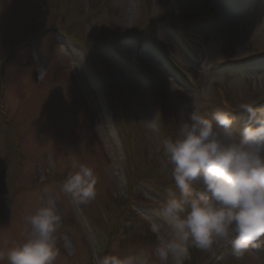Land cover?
<instances>
[{
    "label": "rangeland",
    "instance_id": "374dc122",
    "mask_svg": "<svg viewBox=\"0 0 264 264\" xmlns=\"http://www.w3.org/2000/svg\"><path fill=\"white\" fill-rule=\"evenodd\" d=\"M0 81V110L16 123L0 114V250L52 201L55 264L141 250L159 264L149 219L167 235L166 190L179 195L163 141L193 102L237 126L241 103L264 108V0H0ZM73 160L97 176L87 205L63 188ZM185 264H264V236L240 258L229 244L189 248Z\"/></svg>",
    "mask_w": 264,
    "mask_h": 264
},
{
    "label": "clouds",
    "instance_id": "9594fccd",
    "mask_svg": "<svg viewBox=\"0 0 264 264\" xmlns=\"http://www.w3.org/2000/svg\"><path fill=\"white\" fill-rule=\"evenodd\" d=\"M247 113L237 126L229 111L201 114L195 103L175 139L163 141L171 164V176L179 195L167 191L165 212L173 218L167 235L161 224L149 219L150 231L158 241L154 256L159 264H185L189 248L211 252L230 244L240 258L264 236V108L253 103L238 107ZM156 130L154 123H149ZM73 171L63 184L80 205L95 199L97 176L92 167L73 160ZM193 185L200 194L193 195ZM28 226L23 242L0 250V264H55L59 254L55 234L62 217L54 202L25 217ZM259 246V244H256ZM152 255L139 251L121 255L105 253L96 264H152Z\"/></svg>",
    "mask_w": 264,
    "mask_h": 264
}]
</instances>
